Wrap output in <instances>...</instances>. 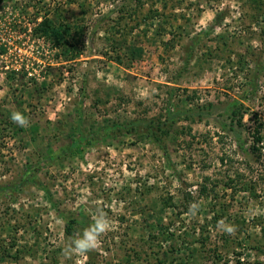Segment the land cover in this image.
I'll return each mask as SVG.
<instances>
[{
	"label": "rangeland",
	"instance_id": "374dc122",
	"mask_svg": "<svg viewBox=\"0 0 264 264\" xmlns=\"http://www.w3.org/2000/svg\"><path fill=\"white\" fill-rule=\"evenodd\" d=\"M261 19L250 0H0V264H264ZM208 103L166 154L116 127ZM98 211L99 246L68 253Z\"/></svg>",
	"mask_w": 264,
	"mask_h": 264
},
{
	"label": "trees",
	"instance_id": "16d2710c",
	"mask_svg": "<svg viewBox=\"0 0 264 264\" xmlns=\"http://www.w3.org/2000/svg\"><path fill=\"white\" fill-rule=\"evenodd\" d=\"M252 8L254 9L255 17L261 16V25H260V32H263L264 34V0H250ZM256 20V19H255ZM202 38L200 35H195L191 37V42L193 45L194 43L199 42V40ZM190 52H188L186 61L190 57ZM242 60L243 56L241 55L239 57L238 62V68L242 67ZM235 101H230L226 103H222V109L220 111L221 117L223 119L219 123V127L221 128V131L228 132L234 136L237 143L241 144V133L237 127V124L240 122L239 119H235L236 115V107L234 106ZM218 106H215L213 103H208L206 105H195L194 107L185 108L182 110H176L174 112L168 113V115L163 120H156V121H150V120H132L127 124H118L116 127H118V131L121 133H132V132H140L146 134V136L149 138V140L158 146L160 149L163 150L164 154H166V146L162 142L161 134L167 133L166 129L167 126H169V122H174L175 120L179 119H200L203 117H208L210 114H212L213 110L217 108ZM137 126H141V128H137ZM106 129V128H105ZM256 135L254 136V139L258 141L260 139V135L258 130L255 131ZM64 218V231L67 235L72 236L74 235V232L78 230L77 226H80L84 222L77 221L73 216H66L61 214ZM158 262H160L158 260Z\"/></svg>",
	"mask_w": 264,
	"mask_h": 264
},
{
	"label": "clouds",
	"instance_id": "9594fccd",
	"mask_svg": "<svg viewBox=\"0 0 264 264\" xmlns=\"http://www.w3.org/2000/svg\"><path fill=\"white\" fill-rule=\"evenodd\" d=\"M10 118L21 127L28 123L27 118L20 112H13ZM109 227V221L106 219L105 214L102 211H98L92 217V223L79 236L71 239L67 248L68 253L83 255L97 248L100 244L101 235Z\"/></svg>",
	"mask_w": 264,
	"mask_h": 264
}]
</instances>
